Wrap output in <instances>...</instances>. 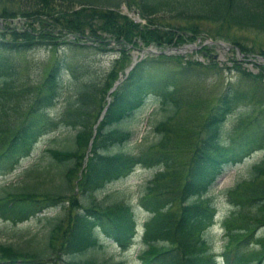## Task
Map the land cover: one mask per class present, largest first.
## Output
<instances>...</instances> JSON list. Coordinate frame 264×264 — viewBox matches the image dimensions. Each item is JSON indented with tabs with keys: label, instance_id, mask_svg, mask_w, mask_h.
I'll use <instances>...</instances> for the list:
<instances>
[{
	"label": "trees",
	"instance_id": "obj_1",
	"mask_svg": "<svg viewBox=\"0 0 264 264\" xmlns=\"http://www.w3.org/2000/svg\"><path fill=\"white\" fill-rule=\"evenodd\" d=\"M0 2L2 19L20 15L31 23L23 29L8 25L0 29V173L6 166L13 168L41 137L58 129L74 130L71 145L48 146L44 164L25 171V177L31 180L0 189V216L22 220L69 196L77 205L50 261L42 259L40 249L0 242V264H102L94 255H84L100 247L104 236L121 247L128 246L141 208L147 213L140 240V264H264V157L248 167L247 183L240 178L225 190L228 208L220 219L222 250L217 254L209 247L215 212L206 198L227 167L256 150L264 151V63L257 64L258 71L254 72L234 61L237 76L219 88L215 84V93L207 97L198 87L203 83L195 65L201 64L199 60L184 61L179 52H161L137 60L107 100L111 80L118 75L116 69H112V76L108 71L103 80L90 79L76 85L71 97L62 95V72H73L62 55L49 69L42 91L28 103L32 112L24 110L30 116L17 122L13 97L9 98L17 72L12 53L41 42V37L50 36L48 32L73 33L93 42L113 40L123 46L121 60H126L130 47L179 46L202 32L221 35L248 54L254 48L241 41L236 31L251 30L264 36V0ZM122 3L136 8L145 23L140 25L121 13ZM35 22L40 27L37 31ZM258 53L264 57L263 46H259ZM206 66L220 68L212 58ZM61 97L65 98L58 110L48 109ZM148 101L161 103L167 111L151 123L155 138L138 142L135 150H123L121 147L133 140L130 123L139 125V114ZM235 112L238 125L228 130L225 121ZM89 141L91 147L86 152ZM183 149L186 158L180 165L177 152ZM152 163L155 172L135 204L94 196L106 182ZM45 175L47 178L42 179ZM73 178L77 179L74 187ZM237 221H244L243 226ZM62 222L63 217L58 218L51 226L44 247L51 246L50 236Z\"/></svg>",
	"mask_w": 264,
	"mask_h": 264
},
{
	"label": "rangeland",
	"instance_id": "obj_2",
	"mask_svg": "<svg viewBox=\"0 0 264 264\" xmlns=\"http://www.w3.org/2000/svg\"><path fill=\"white\" fill-rule=\"evenodd\" d=\"M7 4L16 6V4L9 1H7ZM2 6L3 4L0 2V10ZM119 11L134 21L139 22L140 25L145 23V18L137 12L136 8H128L122 3L119 6ZM166 19L176 20L171 17H167ZM29 21L20 15L9 18L5 17L4 19L0 17V29L3 30V27L7 25L11 28L23 29L27 24H31ZM180 22L186 23L188 21L180 20ZM35 24L38 26L36 27L34 25L37 31L38 29L36 28L40 29V27L37 22H35ZM201 27H205V25L201 24ZM47 34L50 36L41 37V42L21 47L15 50L12 53L13 55H11L15 58L12 60V65L17 72L14 79L11 81L13 84V93L9 98L13 97V99H11L12 108L17 112L13 115L17 114V122H19L22 117L25 119L30 116V114H24V110L32 112V110H29L27 107L28 103L38 92L42 91L47 73L57 57L64 55L73 70V72L70 70H63L62 72V95L69 94L70 97L74 94L76 85L83 84L84 81L87 82L90 79L96 81L103 80L108 71H110L108 76H112V69H116V74L118 75L111 80L112 84L109 86L105 96L108 100L111 97L110 91L115 88L116 82L120 80V77L124 75L125 71L135 59L138 60L146 56L159 54L146 50L147 47H152L156 50L162 49L155 44L136 45L127 50L126 60H121V49L123 46L116 44L113 40H96L93 42V40L86 39V37H77L73 33H60L58 31L48 32ZM236 34L247 46L253 47L254 51H250L248 54L244 53L241 49L235 47L234 45L236 44L229 39L218 34L213 36L202 32L195 40H189V42L186 41V43L176 48H170L174 50H169L167 54L179 50V53L183 55L184 61L187 59L199 60L201 64L195 65L199 67H197V76L203 83L198 87L204 91L207 97H212L211 94L215 93V84H217V88H219L224 81L234 79L237 76L238 73L235 66H233L234 61H238L240 66L248 67L254 72L258 71L257 64L264 63V60L260 57L262 55L258 53L259 46L264 47L263 34L251 30L236 31ZM7 36L8 38L10 37L9 34H7ZM34 39L38 40L39 37H34ZM74 42L80 43L74 44ZM211 58L218 61L220 68H208L206 66V63ZM116 59H118L117 62H115ZM64 98H58L48 109H52L53 111L58 110ZM166 112L165 107H163L161 103L157 101H148L139 114V125L138 123L134 124L135 121L130 123L134 132L133 140L121 148L123 150H135L138 142L146 143L153 140L155 138V132L153 131L151 123ZM236 114L237 112L231 114L226 119V129L232 130L238 125L237 122L239 121V117ZM73 135L74 130L72 128H65L63 130L58 129L52 131L50 135L47 134L41 137L26 151L27 154H24L25 156L19 158V161L13 168L9 169V167L6 166V169L0 173V189L3 186H16L17 184H23L27 180H31L30 177H25V171L35 164H44L45 160L48 159V154H46L45 149L50 145L62 148L69 146L72 144ZM90 147L91 141H89L86 152L89 151ZM109 150L115 149L109 148ZM263 157L264 151L256 150L246 156L243 161L227 167L206 193V198L212 206H214L215 212L210 233L212 234L209 244L211 252L216 254L220 253L222 250V227L220 226V219L228 208L225 197L226 188L232 186L236 180L240 178H244L242 182L247 183L248 177H246V172L248 167L253 162L259 161ZM185 158V149L177 152L178 164L182 165L181 162H184L183 160H185ZM154 167L155 163L138 166L126 175L116 180L106 182L104 186L96 190L94 196L97 199H118L135 204L138 201L140 193L143 194L145 191L143 189L146 181L149 180L155 172ZM50 174L53 175L52 172H50ZM45 177L46 175L44 177L41 176L42 179ZM76 182L77 179L73 178L71 186L74 187ZM106 194L108 195L107 197L104 196ZM70 197L71 196L62 198L60 204L58 203L55 205V203H51L41 211L22 220H12L0 216V242L26 248L40 249V252H42V259L44 261H50L54 250L59 247L62 240V230L68 227L69 216L75 211L77 206L74 204V202H76L74 198ZM176 207L177 205H175L173 209ZM146 213L147 212L143 209H139L136 219L142 221ZM61 217H63L61 228H55L50 236L51 246L44 247L48 240L51 226ZM237 223L243 226L244 221H237ZM136 252V247L133 245L123 249L117 246L111 239L105 237V239L101 241L100 247L95 250L87 251L84 257L94 255L95 259L102 264H111L117 261H124L128 264H138ZM218 258L220 259V257ZM88 259L91 260L90 257H88Z\"/></svg>",
	"mask_w": 264,
	"mask_h": 264
},
{
	"label": "water",
	"instance_id": "obj_3",
	"mask_svg": "<svg viewBox=\"0 0 264 264\" xmlns=\"http://www.w3.org/2000/svg\"><path fill=\"white\" fill-rule=\"evenodd\" d=\"M146 50H148V51H153V52H167V51H168V49L156 50L155 48H152V47H147ZM134 61H135V60H134ZM133 63H134V62H132V63L130 64L129 68L133 65ZM116 83H117V82H116ZM111 89H112V88H111Z\"/></svg>",
	"mask_w": 264,
	"mask_h": 264
}]
</instances>
